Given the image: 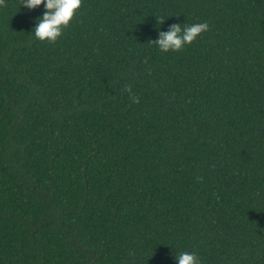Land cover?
<instances>
[{"label": "trees", "instance_id": "1", "mask_svg": "<svg viewBox=\"0 0 264 264\" xmlns=\"http://www.w3.org/2000/svg\"><path fill=\"white\" fill-rule=\"evenodd\" d=\"M43 14L0 8V264H264V0H83L56 44Z\"/></svg>", "mask_w": 264, "mask_h": 264}, {"label": "clouds", "instance_id": "2", "mask_svg": "<svg viewBox=\"0 0 264 264\" xmlns=\"http://www.w3.org/2000/svg\"><path fill=\"white\" fill-rule=\"evenodd\" d=\"M21 3L30 12L43 6L44 14L35 20L31 35L40 43L50 44H56L63 37L65 29L71 25L83 6V0H21ZM6 6L7 0H0V8ZM157 18L159 25L167 20ZM208 30L209 25L206 23L184 28L181 24L172 25L167 32L159 31L158 39L152 44L164 54L180 53ZM174 259L176 264H202L195 254L188 252L175 255Z\"/></svg>", "mask_w": 264, "mask_h": 264}]
</instances>
